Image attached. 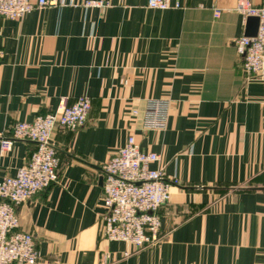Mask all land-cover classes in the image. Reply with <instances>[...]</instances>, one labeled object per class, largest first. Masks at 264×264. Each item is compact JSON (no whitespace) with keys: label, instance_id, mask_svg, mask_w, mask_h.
Segmentation results:
<instances>
[{"label":"crops","instance_id":"0c3cea01","mask_svg":"<svg viewBox=\"0 0 264 264\" xmlns=\"http://www.w3.org/2000/svg\"><path fill=\"white\" fill-rule=\"evenodd\" d=\"M83 1L0 18V136L63 99L91 101L83 127L51 136L58 182L16 208L36 264H264V81L241 73L238 0H172L180 7L166 11ZM149 99L170 101L163 131L142 128ZM129 134L159 156L151 167L163 170L170 198L158 210L165 240L124 256L129 246L100 235L101 178ZM34 150L13 141L0 179Z\"/></svg>","mask_w":264,"mask_h":264},{"label":"built area","instance_id":"2783aa9c","mask_svg":"<svg viewBox=\"0 0 264 264\" xmlns=\"http://www.w3.org/2000/svg\"><path fill=\"white\" fill-rule=\"evenodd\" d=\"M62 5V0H0V18L19 20L33 10ZM104 0H84L81 7L106 8ZM146 7L155 11L179 8L177 1L146 0ZM235 11L243 18L258 17L255 37L241 36L233 46L239 57L240 69L245 80L264 81V0L254 6L249 0H238ZM214 18L219 10L213 11ZM2 52L0 51V61ZM91 101L79 97L72 104L63 99L51 113L37 116L31 122H15L7 135L0 136V154L9 152L13 141L24 140L35 144L27 163L14 175L0 179V264H36L39 253L33 236L19 229L16 208L28 202L37 193L56 184L59 180V158L51 144L57 127L76 130L87 121ZM170 101L149 99L142 111L144 131L166 129ZM136 110L132 115L136 116ZM159 161L154 152H142L132 134L102 167L103 197L100 216V235L107 241L125 243L132 251L151 247L165 240L162 235L158 210L168 203L169 184L162 169L152 168Z\"/></svg>","mask_w":264,"mask_h":264},{"label":"water","instance_id":"95a60500","mask_svg":"<svg viewBox=\"0 0 264 264\" xmlns=\"http://www.w3.org/2000/svg\"><path fill=\"white\" fill-rule=\"evenodd\" d=\"M246 25H247V29L245 31V36L246 37H255L257 34V30H258V25H259V19L258 17H247L246 18ZM263 78H264V69H263ZM103 173V171H102ZM103 180V177L101 178V181Z\"/></svg>","mask_w":264,"mask_h":264}]
</instances>
